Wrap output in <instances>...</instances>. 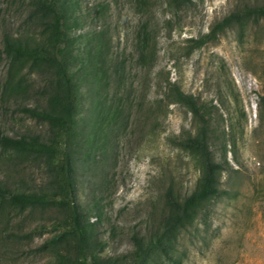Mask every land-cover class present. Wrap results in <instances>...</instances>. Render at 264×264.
<instances>
[{
    "label": "rangeland",
    "instance_id": "374dc122",
    "mask_svg": "<svg viewBox=\"0 0 264 264\" xmlns=\"http://www.w3.org/2000/svg\"><path fill=\"white\" fill-rule=\"evenodd\" d=\"M262 0H75L67 66L77 87L76 135L71 163L76 195L99 255L119 259L132 249L133 232L159 228L164 195L189 194L200 174L197 158L180 146L199 125L184 105L167 97L171 84L193 94L209 112L212 149L223 144L231 165L222 172L227 191L207 203L201 217L178 230L148 264H264V22H249L194 46L241 3ZM20 0H0L2 30L21 19ZM146 24L150 49H138ZM6 64L0 61V133L40 132L41 123L1 101ZM26 70V67H24ZM44 75H26L33 89ZM38 98L39 96L36 95ZM29 98L27 104H32ZM20 100L18 99V102ZM50 174L36 162L0 149V180L21 189L47 185ZM4 208V207H3ZM56 207L0 211V264H42L39 247L57 230Z\"/></svg>",
    "mask_w": 264,
    "mask_h": 264
},
{
    "label": "trees",
    "instance_id": "16d2710c",
    "mask_svg": "<svg viewBox=\"0 0 264 264\" xmlns=\"http://www.w3.org/2000/svg\"><path fill=\"white\" fill-rule=\"evenodd\" d=\"M190 2L169 0L174 7ZM73 3L75 0H20L23 13L20 22L2 30L0 61L5 62L6 73L1 83V101L15 103L26 116L47 123L49 130L46 134L33 132L16 136L0 133V149L43 162L50 178L47 185L28 190L9 186L0 180V211L7 206L27 212L53 206L62 214L60 220L51 223L57 231L39 245L50 254L42 264H148L152 259V248L156 247L167 255L166 248L178 230L197 217L205 222L208 201L227 193L220 186L222 172L231 167L227 144H223L217 157L212 149L209 112L193 94L171 84L167 97L184 105L199 121L197 130L180 141L181 148L199 161L196 187L181 197L171 189L166 190L159 228L149 236L133 232L130 236L132 249L128 255L119 259L100 256L104 242L92 236L84 220L71 163L77 113V87L67 66V57L73 51L70 34ZM249 22H264V0L236 6L212 23L207 33L194 40V46L215 39L227 28L242 27ZM149 40L150 33L143 24L138 31L137 45L141 53L150 49ZM33 70L44 75L38 89H33L31 81L25 80ZM32 97H35L34 102L27 104Z\"/></svg>",
    "mask_w": 264,
    "mask_h": 264
}]
</instances>
